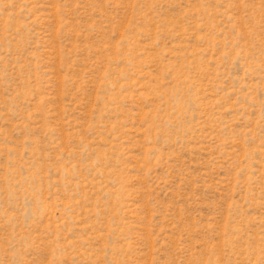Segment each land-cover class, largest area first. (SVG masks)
Instances as JSON below:
<instances>
[{"label": "rangeland", "instance_id": "374dc122", "mask_svg": "<svg viewBox=\"0 0 264 264\" xmlns=\"http://www.w3.org/2000/svg\"><path fill=\"white\" fill-rule=\"evenodd\" d=\"M0 264H264V0H0Z\"/></svg>", "mask_w": 264, "mask_h": 264}]
</instances>
